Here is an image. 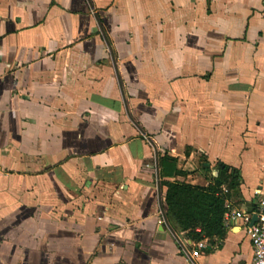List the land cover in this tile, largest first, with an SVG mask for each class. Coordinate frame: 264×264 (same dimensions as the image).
Wrapping results in <instances>:
<instances>
[{
  "label": "crops",
  "instance_id": "0c3cea01",
  "mask_svg": "<svg viewBox=\"0 0 264 264\" xmlns=\"http://www.w3.org/2000/svg\"><path fill=\"white\" fill-rule=\"evenodd\" d=\"M219 177L179 238L165 183ZM263 195L264 0H0V264H251Z\"/></svg>",
  "mask_w": 264,
  "mask_h": 264
},
{
  "label": "trees",
  "instance_id": "16d2710c",
  "mask_svg": "<svg viewBox=\"0 0 264 264\" xmlns=\"http://www.w3.org/2000/svg\"><path fill=\"white\" fill-rule=\"evenodd\" d=\"M163 158L161 174L165 175L171 168ZM224 179L213 180L208 188L193 187L180 182H167L165 219L174 233L181 239L192 242L224 235L223 218L225 214L224 198L221 196V186Z\"/></svg>",
  "mask_w": 264,
  "mask_h": 264
},
{
  "label": "built area",
  "instance_id": "2783aa9c",
  "mask_svg": "<svg viewBox=\"0 0 264 264\" xmlns=\"http://www.w3.org/2000/svg\"><path fill=\"white\" fill-rule=\"evenodd\" d=\"M222 193H228L226 187H222ZM164 223L167 224L166 220H164ZM247 235L253 249V261L251 264H264V195L258 203L257 221L247 229ZM191 247V249L184 248L183 250L186 256V264H195V259L205 245L202 242H198L192 244Z\"/></svg>",
  "mask_w": 264,
  "mask_h": 264
},
{
  "label": "rangeland",
  "instance_id": "374dc122",
  "mask_svg": "<svg viewBox=\"0 0 264 264\" xmlns=\"http://www.w3.org/2000/svg\"><path fill=\"white\" fill-rule=\"evenodd\" d=\"M11 200L8 198L0 199L1 213L0 225H16V203L10 204Z\"/></svg>",
  "mask_w": 264,
  "mask_h": 264
},
{
  "label": "water",
  "instance_id": "95a60500",
  "mask_svg": "<svg viewBox=\"0 0 264 264\" xmlns=\"http://www.w3.org/2000/svg\"><path fill=\"white\" fill-rule=\"evenodd\" d=\"M257 219V217H255V220Z\"/></svg>",
  "mask_w": 264,
  "mask_h": 264
}]
</instances>
